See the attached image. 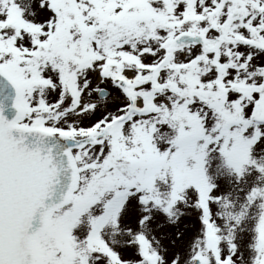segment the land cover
I'll use <instances>...</instances> for the list:
<instances>
[{
	"label": "snow or ice",
	"instance_id": "obj_1",
	"mask_svg": "<svg viewBox=\"0 0 264 264\" xmlns=\"http://www.w3.org/2000/svg\"><path fill=\"white\" fill-rule=\"evenodd\" d=\"M0 264H264V0H0Z\"/></svg>",
	"mask_w": 264,
	"mask_h": 264
}]
</instances>
